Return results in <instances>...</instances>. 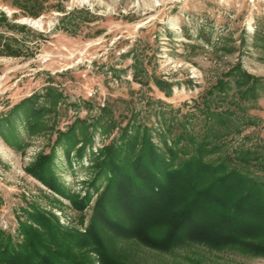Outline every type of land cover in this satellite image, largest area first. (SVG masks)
<instances>
[{
    "label": "rangeland",
    "instance_id": "1",
    "mask_svg": "<svg viewBox=\"0 0 264 264\" xmlns=\"http://www.w3.org/2000/svg\"><path fill=\"white\" fill-rule=\"evenodd\" d=\"M0 48V120L33 94L39 105H50L48 87L62 93L42 131L32 134L17 119L22 148L0 134V229L15 238L30 202L65 226L84 230L91 222L106 182L96 178L90 147L83 158L75 149L69 159L55 143L78 120L90 131L97 121L106 124L102 132L98 123L95 151L118 141L134 118L153 126V140L163 146L158 128H166L164 112L174 135L204 136L216 124L212 133L222 134L214 136L222 147L214 157L243 148L264 156V88L246 100L236 83L226 95L217 93L218 82L232 78L237 67L264 82V0H0ZM207 102L219 111L237 109L234 125L209 120ZM54 150L52 170L68 191L80 197L95 192V179L101 185L86 208L27 170L39 154ZM115 238L112 244L131 264H264V255L232 246L189 241L162 251Z\"/></svg>",
    "mask_w": 264,
    "mask_h": 264
},
{
    "label": "trees",
    "instance_id": "2",
    "mask_svg": "<svg viewBox=\"0 0 264 264\" xmlns=\"http://www.w3.org/2000/svg\"><path fill=\"white\" fill-rule=\"evenodd\" d=\"M230 75L233 77L218 82L219 97L226 95L222 92L233 83L244 100L256 97L264 88L263 80L239 67ZM45 96L50 105H39V95L33 94L0 120V134L11 146L20 149L24 145L17 119L24 120L32 134L46 128L45 116L58 104L62 93L48 87ZM203 110L209 120L234 125L237 109L219 111L207 102ZM161 113L166 128H158V132L163 146L153 140V126L138 124L135 118L118 141L97 151L91 149L94 133L100 124L101 131L107 132L105 123L97 121L90 131V124L78 120L67 131H60L56 145L64 147L69 159L75 149L76 157L83 158L90 147L91 167L98 168L96 178L106 182L92 220L84 230L65 226L55 213L30 202L23 208L26 220H19L20 238L0 229V264H94L91 252L97 253L99 264H131L127 254L112 244L115 237L162 251L193 241L264 255V156L243 148L235 154L214 157L222 147L214 138L222 134L212 133L216 124H211L210 133L204 136L184 130L174 135V126L166 124L168 118ZM54 154L55 150L39 154L27 170L72 199L79 209L86 208L101 185L97 186L95 179V192L88 190L80 197L68 191L52 170Z\"/></svg>",
    "mask_w": 264,
    "mask_h": 264
}]
</instances>
